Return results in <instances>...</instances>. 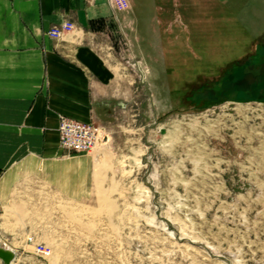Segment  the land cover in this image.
I'll list each match as a JSON object with an SVG mask.
<instances>
[{
	"label": "rangeland",
	"instance_id": "rangeland-1",
	"mask_svg": "<svg viewBox=\"0 0 264 264\" xmlns=\"http://www.w3.org/2000/svg\"><path fill=\"white\" fill-rule=\"evenodd\" d=\"M131 2L136 53L150 0ZM120 14L108 37L124 49L128 88L142 94L101 126L98 150L65 152L95 161L89 192H56L45 166L26 167L0 204L9 264H264V64L247 58L262 59L255 44L246 48L256 28L226 24L224 38L239 43L216 49L192 38L179 63L138 65Z\"/></svg>",
	"mask_w": 264,
	"mask_h": 264
},
{
	"label": "crops",
	"instance_id": "crops-1",
	"mask_svg": "<svg viewBox=\"0 0 264 264\" xmlns=\"http://www.w3.org/2000/svg\"><path fill=\"white\" fill-rule=\"evenodd\" d=\"M128 2L119 21L138 65L177 64V50L189 49L192 38L224 47L230 39L222 31L226 24L256 28L246 33V48L255 44L262 59L247 58L264 64V0H150L149 25L141 32L149 36H136V53L129 38L140 30L133 27ZM113 17L108 0H0V204L9 200L26 167L36 164L56 180V192L90 191L95 161L66 156L59 148L58 118L108 127L123 118L127 97L142 94L128 88L124 49L115 51L108 37ZM66 22L73 25L70 32L48 37L50 28ZM240 57L229 63H242ZM138 71L141 80L144 72Z\"/></svg>",
	"mask_w": 264,
	"mask_h": 264
},
{
	"label": "built area",
	"instance_id": "built-area-1",
	"mask_svg": "<svg viewBox=\"0 0 264 264\" xmlns=\"http://www.w3.org/2000/svg\"><path fill=\"white\" fill-rule=\"evenodd\" d=\"M113 14L125 12L129 9L128 0H108ZM73 25L69 22L53 26L47 32L48 37L57 40L63 34L70 32ZM58 145L68 153H89L95 149L103 139V128L92 122L83 123L60 116L57 126Z\"/></svg>",
	"mask_w": 264,
	"mask_h": 264
},
{
	"label": "water",
	"instance_id": "water-1",
	"mask_svg": "<svg viewBox=\"0 0 264 264\" xmlns=\"http://www.w3.org/2000/svg\"><path fill=\"white\" fill-rule=\"evenodd\" d=\"M2 249H5V248H3V247L0 248V261L3 264H9L13 260L14 254L7 252V251H4Z\"/></svg>",
	"mask_w": 264,
	"mask_h": 264
},
{
	"label": "bare ground",
	"instance_id": "bare-ground-1",
	"mask_svg": "<svg viewBox=\"0 0 264 264\" xmlns=\"http://www.w3.org/2000/svg\"><path fill=\"white\" fill-rule=\"evenodd\" d=\"M103 136H104V135H103ZM1 247L5 248V249H2V250H4V251H7V252H10V253H13V254H14V252H13L11 249H9V248H6V247H4V246L0 245V248H1Z\"/></svg>",
	"mask_w": 264,
	"mask_h": 264
}]
</instances>
